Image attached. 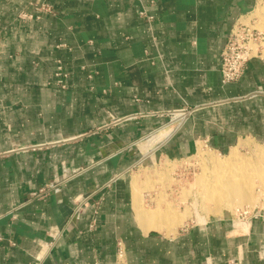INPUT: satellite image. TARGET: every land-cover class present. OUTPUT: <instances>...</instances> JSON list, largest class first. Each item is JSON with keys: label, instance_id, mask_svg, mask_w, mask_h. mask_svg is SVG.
Listing matches in <instances>:
<instances>
[{"label": "crops", "instance_id": "crops-1", "mask_svg": "<svg viewBox=\"0 0 264 264\" xmlns=\"http://www.w3.org/2000/svg\"><path fill=\"white\" fill-rule=\"evenodd\" d=\"M256 2L0 0V264L47 242L43 264H264V216L145 230L131 174L156 150L264 142V46L236 82L219 71ZM179 107L191 112L154 151L145 137Z\"/></svg>", "mask_w": 264, "mask_h": 264}, {"label": "rangeland", "instance_id": "rangeland-1", "mask_svg": "<svg viewBox=\"0 0 264 264\" xmlns=\"http://www.w3.org/2000/svg\"><path fill=\"white\" fill-rule=\"evenodd\" d=\"M243 22L257 29L260 28L263 32L264 2L258 3ZM262 146H264V142L258 143L247 140L241 141L237 145L239 161L243 164L238 170L239 177L240 180H244L243 188L249 191L252 196L251 202L244 201L239 205L237 203L234 204L235 206L232 204L231 207L221 203L215 209L211 201H202L199 193L200 188L196 184L197 179L211 168L208 156L224 159L229 151H216L201 144L193 152L183 157L168 156L156 150L149 157V161L146 159V162L142 158L132 167V182L142 188L141 197L146 209H161L168 203L171 208L178 212L187 210L190 216L183 225L200 224L203 220L215 219L231 220L233 224L245 221L253 214L264 216V169H262L263 172L259 169L264 165V162L259 160L261 158L259 148ZM254 165L259 168L257 169ZM239 212H241L240 215ZM198 216H202L203 220H200ZM183 225L178 226L177 229Z\"/></svg>", "mask_w": 264, "mask_h": 264}, {"label": "built area", "instance_id": "built-area-1", "mask_svg": "<svg viewBox=\"0 0 264 264\" xmlns=\"http://www.w3.org/2000/svg\"><path fill=\"white\" fill-rule=\"evenodd\" d=\"M260 2H264V0H257L256 5ZM27 15L28 14L26 13H22L21 17L24 18ZM31 16L33 15L30 14L29 18H31ZM243 20L244 19L238 21L231 29L219 52V71L221 82L223 84L232 83L239 80L244 73L247 62L253 57L260 56L263 48L264 33L257 28L252 27L250 24L243 22ZM190 112V109L184 107L172 109L167 112L169 117L168 120L163 125H161V127L155 128L150 131V133L145 137L146 141L150 138L152 139L158 137L152 143L154 151L170 139L174 132L185 122ZM159 135H161L160 138ZM106 186H109V183H106L103 188ZM49 190L58 192V184L50 183V185L48 186L41 187L36 191L30 192L29 195L30 197H40L46 194ZM87 198L88 197L79 199V202L75 206V211L78 212L81 207L85 205ZM102 198L103 195L101 194L99 200L96 203V208H98ZM97 211L98 210H95V214L97 213ZM240 214L241 212H239V215ZM93 224L94 219L90 226L92 227ZM60 234V231H56L53 233L52 238L55 239ZM51 244V242H47L42 245L41 249L34 255L33 261H30L26 264H43L47 248ZM117 252L118 255H122L123 253L120 242H118Z\"/></svg>", "mask_w": 264, "mask_h": 264}, {"label": "bare ground", "instance_id": "bare-ground-1", "mask_svg": "<svg viewBox=\"0 0 264 264\" xmlns=\"http://www.w3.org/2000/svg\"><path fill=\"white\" fill-rule=\"evenodd\" d=\"M258 30L261 31L260 28ZM259 152L261 156L259 160L260 162L263 163L264 146L259 148ZM148 156H150V154ZM146 159L148 161L150 160L149 158ZM146 159L145 161L147 162ZM208 160L209 163L211 164V168H209V171L207 173L205 172L197 179V184H196L200 188L199 193L202 197L203 202L211 201L215 209H217L218 205H220L221 203L227 204L229 205V207H231L230 205L232 204L234 205L237 203L239 205L244 201L251 202L252 196L249 194V191L243 188L244 180L242 179L240 180L239 177L240 173L238 170L241 169L240 167L243 166V164L241 163V161H239L237 146L232 147L229 150L228 154L225 155L224 159H219L209 155ZM257 165L258 164L256 163V166ZM263 166H261V168L259 167L256 168L262 170L264 169ZM140 192H141L140 186L134 182V207L139 221L141 222V224L145 225L144 226L145 230H148L149 228L158 229V230L162 228H167V230H172L175 229V227L183 224L187 219H189L190 213L187 210L185 211L181 210L182 212H178L177 210L171 208L168 203H166L165 207L161 209L157 208L152 211H148L144 209L141 204V200L139 198ZM198 218L200 220H203L202 216H198Z\"/></svg>", "mask_w": 264, "mask_h": 264}]
</instances>
